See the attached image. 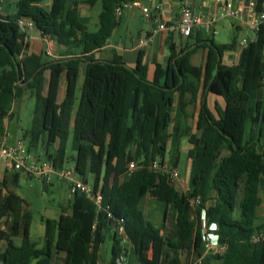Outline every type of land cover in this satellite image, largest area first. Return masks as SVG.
Segmentation results:
<instances>
[{
    "label": "trees",
    "instance_id": "obj_1",
    "mask_svg": "<svg viewBox=\"0 0 264 264\" xmlns=\"http://www.w3.org/2000/svg\"><path fill=\"white\" fill-rule=\"evenodd\" d=\"M132 1L102 0L97 31L89 30L79 8L93 7L98 0H52L48 8L46 0H19L16 15H0V136L14 116L15 100L31 90L35 117L22 141L29 139L32 147L43 149L46 160L63 168L73 132L70 165L85 182L92 174V186L103 194L101 209L77 194L64 220L43 218L40 246L31 238L33 214L25 200L12 190L6 196L0 193V216L8 218L0 228V264H100L109 238V264H116L124 250L140 264H194L199 259L201 264H264V241L252 240L264 230V218L260 221L258 214L264 190V27L243 49L237 65L226 66L222 60L236 39L230 44L198 40L180 52L170 44L168 65L156 66L150 78L141 56L133 68L120 58L103 61L95 56L118 26L116 8ZM263 9L264 0H257V10ZM21 18L32 19L43 38L66 46L65 56L44 61L42 56L24 55L27 34L18 24ZM206 46L204 65H193L194 51ZM63 76L66 93L59 103ZM198 82H203V95L221 96L225 106L214 117L202 103L198 133H190L191 128L182 129V121L197 102ZM183 137L191 144L186 192L153 169L155 162L179 167ZM132 162L135 169L128 173ZM20 175H13L14 184ZM8 184L6 180L7 189ZM148 198L156 199L171 220L163 233L146 213ZM194 200L199 201L195 207ZM119 223L125 226L127 245L117 233ZM210 235L216 247L207 253Z\"/></svg>",
    "mask_w": 264,
    "mask_h": 264
},
{
    "label": "crops",
    "instance_id": "obj_2",
    "mask_svg": "<svg viewBox=\"0 0 264 264\" xmlns=\"http://www.w3.org/2000/svg\"><path fill=\"white\" fill-rule=\"evenodd\" d=\"M3 6L1 8L0 15L3 17L16 15L18 12V2L19 0H2ZM143 6L152 10L153 18L147 20L144 16L143 10L139 7L132 8L126 11L121 18L118 19V26L115 28L112 36L108 39L106 45L98 51L95 56L98 60L111 61L115 58H120L124 64L133 68L137 65L138 59L142 57V63L148 67V76L152 78L155 73L156 66L160 65L166 67L168 65L171 51L170 44H174L176 51L180 52L182 49L186 48L188 45L195 47V44L198 40H213L217 44H230L236 39V46L234 49L226 50L223 54L222 60L223 65L233 66L239 63L241 54L245 46L242 45L244 38H247L250 43L255 42L257 35L252 36L249 32H245L244 29L251 31L247 25L241 23L240 21L233 18H220L214 29L215 33L206 34L200 28H196L193 34L186 38L176 30V24L180 15V2L178 0H139ZM223 2L230 3L233 7L237 8L245 3L246 0H222ZM52 0H46L44 3L45 7H50ZM219 4L214 0H193V8L198 15L202 16H212L219 12ZM102 12V0H98L95 6H81L79 8V15L85 17L89 20V30L97 31L99 29V16ZM165 23L167 25L166 30L157 31L159 24ZM221 24V30L219 31V25ZM223 30L226 33H234L233 38L230 42L219 43L216 40L217 35L221 34ZM26 49L24 55H38L42 56L44 61H53L61 59L65 56L67 47L59 44L57 41L50 38H43L41 32L35 27L30 28L26 32ZM145 37H150L151 41L146 46L141 45V40ZM208 54V46L201 47L194 51L191 56V63L197 67L203 66L206 57ZM221 58V57H220ZM82 68V67H81ZM81 72V69H80ZM45 76L49 78L50 71L45 73ZM79 82V81H78ZM200 84V89L198 92V98L195 105H190L188 107V117H185L182 121V129L189 127L191 128L190 133H198L197 122L199 119V112L202 106V103H206V106L210 110L211 114L214 117L218 115V109H223L225 106L224 98L218 95H215L210 92H206L205 95L203 92V82H198ZM31 90H25L23 96L26 92ZM66 93V83L65 77L61 79V84L58 92V102L61 103L65 98ZM47 92H44L46 95ZM32 95V94H31ZM22 96V97H23ZM261 99L264 101V91L261 96ZM14 109V107H13ZM14 113V110H13ZM6 122V132L5 135L0 136V143L6 141L7 143L11 142L12 138H16V143L22 141V137L14 136L10 132V124ZM30 129H27L28 131ZM23 132V136L25 132ZM189 140V139H188ZM181 143V142H180ZM181 145V144H180ZM189 149L191 144L189 141ZM37 149V146L35 147ZM181 154V147H180ZM37 157L43 156V149L40 147L39 151L36 153ZM46 160V159H45ZM3 163L2 172H0V193L2 196L8 194V190H12L10 186L8 189L4 186V182L7 180L10 184V169L9 166ZM1 166V163H0ZM190 168V160H189ZM28 179L24 173H22L18 182L15 185H18L21 179ZM188 179H185L184 184H175L176 188L182 192H186L188 189ZM11 185V184H10ZM13 191V190H12ZM18 194V193H17ZM154 200V198H153ZM264 204V199L262 197V203L258 206V214L260 218H264V207L263 213L260 214V208ZM162 207V206H161ZM165 210L163 208V215ZM8 220L7 217L0 216V228H5V222ZM19 243L20 245V239ZM103 249V247H102ZM100 252V264L101 254Z\"/></svg>",
    "mask_w": 264,
    "mask_h": 264
},
{
    "label": "built area",
    "instance_id": "obj_3",
    "mask_svg": "<svg viewBox=\"0 0 264 264\" xmlns=\"http://www.w3.org/2000/svg\"><path fill=\"white\" fill-rule=\"evenodd\" d=\"M219 4V12L212 16L206 17L196 14L193 8V0H183L180 2V15L176 24V30L186 38L190 37L196 28H200L206 34L215 33V25L220 18H233L248 26L257 36L260 30L264 27V9L257 10V0H246L245 3L237 8L233 7L230 3L223 2L222 0H214ZM3 6V1L0 0V12ZM135 7L143 10L144 16L147 20L153 18L152 10L143 6L139 1L125 2L116 8V15L121 18L122 15ZM19 26L25 32L30 28H35V23L30 18H21L18 21ZM165 23L159 24L157 31L166 30ZM151 41L150 37H145L141 40V45L146 47ZM249 40L244 38L242 41L243 46L249 44ZM5 162L10 171L24 173L27 177L38 178L45 183H51L54 179L59 181H67L69 183V191L71 197L82 194L93 201L98 209L102 208L103 194L101 189L95 190L94 187L79 178L74 165L57 168L52 160L40 161L36 155L30 154L26 144L19 141L15 144H9L6 141L0 143V163ZM135 169V164H129L128 173ZM153 169L157 172L166 173L174 184H184L185 179L181 177L178 168H172L166 162L160 164L155 162ZM198 200L192 202L193 207L197 206ZM112 217L111 214H109ZM117 233L122 239L123 244L127 245L129 239L126 233L124 224L119 223ZM252 240L254 242L264 241V230L254 233ZM216 247L214 236L210 235L207 238L205 248L206 252H211ZM128 253L126 250L122 251L116 260V264H128ZM202 259H199L194 264H201Z\"/></svg>",
    "mask_w": 264,
    "mask_h": 264
},
{
    "label": "rangeland",
    "instance_id": "obj_4",
    "mask_svg": "<svg viewBox=\"0 0 264 264\" xmlns=\"http://www.w3.org/2000/svg\"><path fill=\"white\" fill-rule=\"evenodd\" d=\"M221 24L219 25V31L221 30ZM245 32H249L252 36H255L254 32H250L247 29H244ZM234 33H226L225 30L219 35H217L216 40L219 43L230 42L233 38ZM86 65H82L78 89H77V106L79 105L81 97V89L84 84L85 79ZM76 106V107H77ZM14 116L8 122L10 125V132L14 136H19L23 138V132L27 129H31L33 126V121L35 117V107L36 99L31 95L29 91L23 97H20L14 102ZM16 138H12L9 144H15ZM26 147L30 154L33 156L36 155L39 149H36L31 146L29 139L24 141ZM74 137L73 132L70 134V137L67 142V154L69 162L66 163V166L71 164V158L75 155L73 150ZM181 154H180V163H179V172L181 177L184 179L190 178V168H189V158H188V149H189V140L188 137H183L180 143ZM37 156V155H36ZM38 158L40 161H44L45 156ZM3 163L1 162L0 172H2ZM16 172L11 171L10 173V184L8 186L11 189L18 193L24 200L27 206V209L33 214V221L31 226V238L33 241L39 243L40 246L43 245V240L45 236V225L42 221L43 218L56 219L58 221L64 220L71 212L69 202L71 200V195L69 191V183L67 181H59L54 179L51 183H45L38 178H28L21 179L18 185H15L12 177ZM80 179H83L79 176ZM88 183L91 185L94 182V176L92 174L87 175ZM261 195L264 199V190L261 191ZM264 204L260 208V214L263 213ZM144 208L149 219L158 227L162 228V233L164 232L165 227L170 226V218L167 219L166 212L163 215V207L160 203L153 198H148L144 202ZM263 218H260V221ZM168 220V221H167ZM19 243V240H16ZM111 248L112 241L107 239L106 243L103 245L101 262L104 264H109L111 258ZM151 251V255L153 254ZM128 260L132 261V264H140L134 260V257L131 256V252L128 254Z\"/></svg>",
    "mask_w": 264,
    "mask_h": 264
},
{
    "label": "water",
    "instance_id": "obj_5",
    "mask_svg": "<svg viewBox=\"0 0 264 264\" xmlns=\"http://www.w3.org/2000/svg\"><path fill=\"white\" fill-rule=\"evenodd\" d=\"M219 59H220V57H219ZM169 156H170V150H168V152H167L166 161H168Z\"/></svg>",
    "mask_w": 264,
    "mask_h": 264
}]
</instances>
